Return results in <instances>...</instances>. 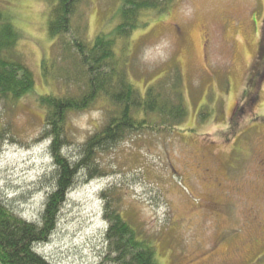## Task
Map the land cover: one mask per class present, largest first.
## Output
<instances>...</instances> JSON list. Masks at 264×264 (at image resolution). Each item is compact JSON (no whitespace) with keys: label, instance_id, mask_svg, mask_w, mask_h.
I'll return each mask as SVG.
<instances>
[{"label":"rangeland","instance_id":"374dc122","mask_svg":"<svg viewBox=\"0 0 264 264\" xmlns=\"http://www.w3.org/2000/svg\"><path fill=\"white\" fill-rule=\"evenodd\" d=\"M11 2L17 51L36 82L20 101L0 102V201L40 226L55 166L39 96H74L84 81L69 52L57 59L62 52L47 34L45 0ZM118 6L83 0L72 34L91 41L106 35ZM146 20L126 45L130 80L143 94L176 73L186 118L98 151L96 171L78 173L55 230L34 251L48 264H115L106 240L109 203L159 264H264V0H174ZM115 48L120 54V41ZM50 58L57 69L45 77L40 66ZM104 105L69 113L61 152L72 164L104 126Z\"/></svg>","mask_w":264,"mask_h":264},{"label":"trees","instance_id":"16d2710c","mask_svg":"<svg viewBox=\"0 0 264 264\" xmlns=\"http://www.w3.org/2000/svg\"><path fill=\"white\" fill-rule=\"evenodd\" d=\"M82 1L45 0L47 34L62 52L57 59L73 56V65L84 83L74 96H39V104L44 109V135L50 140L49 150L55 166L54 190L47 197L40 226L17 218L0 201V264H48L36 254L34 247L46 242L55 230L60 208L78 173L96 171L97 152L147 127H174L186 118L177 74L174 73L173 79L166 76L148 84L141 94L130 80L125 54L131 36L147 28L146 16L163 14L174 0H119L114 14L119 18L117 24L106 35H96L92 41L71 31L72 19ZM3 2L5 4L0 6V102L9 105L32 94L36 81L17 51L21 33L13 22L12 2ZM70 34L72 39L66 41ZM119 41L120 54L115 50ZM261 54L264 55V48ZM57 59L50 58L41 64L43 76H52L51 71L57 69ZM260 75L258 78L262 77ZM170 80L173 81L170 83ZM79 82L75 76L74 83L79 85ZM98 100L105 103L106 122L86 141L80 159L72 164L61 152L67 142L68 115L85 111ZM0 131L2 133V129ZM109 207L106 203L104 218L109 225L106 240L111 261L115 264H159L154 249L139 240L136 231L120 213Z\"/></svg>","mask_w":264,"mask_h":264}]
</instances>
